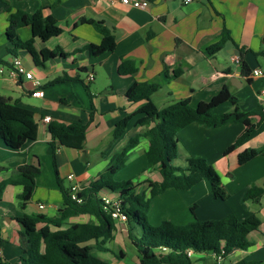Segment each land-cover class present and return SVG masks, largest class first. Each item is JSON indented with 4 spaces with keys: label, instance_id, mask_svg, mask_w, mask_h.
<instances>
[{
    "label": "crops",
    "instance_id": "0c3cea01",
    "mask_svg": "<svg viewBox=\"0 0 264 264\" xmlns=\"http://www.w3.org/2000/svg\"><path fill=\"white\" fill-rule=\"evenodd\" d=\"M145 9H135L119 2L107 0H0V96L18 107L33 113L38 133L34 141L26 142L14 150L0 139V182L12 177L24 165L38 167L40 174L34 179L35 190L25 209L20 206L22 188L7 185L0 197V264L20 262L18 218L24 215L53 217L62 203L57 189L52 164L49 124L40 121L48 116L51 122L65 125L82 123L86 126L84 147L89 160H80V150L59 147L55 150L57 176L74 185L88 186L102 173L112 169L116 157L129 141L138 137L139 143L131 150L124 167L114 178L125 181L137 179L136 193L149 203L146 221L158 226L169 221L185 225L195 220L214 221L233 214L239 224L248 228L246 249L231 251L219 264L240 261L264 264V196L255 200H242L251 187L264 186V155H258L245 164H239L238 155L245 150H260L264 145V118H251L256 127L252 135L225 154L234 145L245 127L241 123L208 128L190 124L178 135L177 157L183 167L189 157L204 158L220 178L226 198L214 199L207 181L190 190L168 189L158 194L149 184L159 183V168L149 164L146 154V126H136L141 116L134 117L123 136L113 141L115 125L135 113L143 101L131 102L126 93L134 84H155L151 96L158 111L176 102L196 106L208 102L223 87L236 97L237 103L226 102L216 107L215 115L232 112H250L260 106L264 112V77L252 78L255 69H264V0H146ZM17 10L32 14L38 10L50 17L61 32L47 40L33 39V49L60 50L57 55L35 62L25 51L17 52L26 72L40 83L44 96H32V81L12 73V58L7 54L11 44L6 38L7 17ZM81 20L102 22L112 33L115 49L100 56H91L88 45H98L101 34ZM223 31L230 40L214 54L208 48L219 41ZM22 42L31 39L30 27L17 30ZM131 64L134 73H120L119 68ZM91 80H87L89 76ZM68 81L53 83L57 79ZM178 165L173 164L175 167ZM179 167V168H183ZM131 170V174H126ZM72 176L71 179H68ZM227 180V181H226ZM58 187V186H57ZM55 188V189H54ZM108 195V191H103ZM112 196V195H110ZM42 206V208H40ZM88 216L66 221L62 229L73 223L89 222ZM44 224H37L41 230ZM51 230H55L51 228ZM139 232V228H137ZM133 247L127 237V226L117 223L112 239L106 243L107 251L98 250L94 242L83 244L89 254L107 264H125L126 253L115 244ZM110 246V247H109ZM113 248V250L111 249ZM130 250L134 264H140L136 249ZM107 254V255H104ZM191 264H210L214 256L188 252ZM102 257L104 259H102Z\"/></svg>",
    "mask_w": 264,
    "mask_h": 264
},
{
    "label": "trees",
    "instance_id": "16d2710c",
    "mask_svg": "<svg viewBox=\"0 0 264 264\" xmlns=\"http://www.w3.org/2000/svg\"><path fill=\"white\" fill-rule=\"evenodd\" d=\"M5 35L11 47L7 54L13 59L20 50L27 51L35 62L38 58L47 61L57 55L60 50H41L39 53L33 49V39L47 40L60 34L50 17H44L40 10L29 14L21 10L10 13L7 17ZM79 23L92 25L102 36L98 45H88L86 50L91 56H100L115 49V40L112 33L102 22L81 20ZM30 27L32 37L22 42L17 30ZM230 40L229 33L223 31L218 42L208 48L209 54L220 51L223 45ZM12 66L11 63L4 62ZM127 69L123 64L120 73H134L135 68L130 64ZM243 73L249 77L245 68ZM63 77L53 83L68 81ZM155 84H134L129 88L126 97L131 102L143 101L139 109L118 122L113 131V141L119 140L128 125L136 116L135 125L146 126L143 137L146 139L145 154L149 164L159 168L161 181L151 183L158 194L168 189L190 190L202 181H207L210 193L214 199L224 200L225 192L221 187L220 178L209 163L202 157H189L186 166L175 167L172 162L177 157L178 133L190 124H199L208 128H218L227 124L241 123L245 129L234 145L228 147L225 154L231 152L236 146L248 139L254 132L255 125L251 118L259 116L264 118L263 109L258 106L250 112H230L215 115L213 110L223 103L235 105L236 97L223 87L221 91L208 102H200L196 106L176 102L161 111L154 105L151 96L156 92ZM48 131L51 134L52 164L56 175V182L62 196V203L56 215L47 217L43 215H24L17 219L21 226L18 233V247L20 249V262L15 264H104L89 254V248L82 245L93 241L94 246L101 251H107L106 243L113 237L117 222L111 217V207L104 206L101 196H107L120 205L121 211L126 215L124 224L127 226V237L136 249L140 264H191L188 252L204 253L214 256L210 264H219L218 256L224 259L235 249H246L250 243L246 239L248 228L239 224L237 218L230 214L223 219L214 221L195 220L185 225H175L169 221L158 226H151L146 221L149 203L144 196L136 193L137 186L130 180L114 181L115 174L125 165L131 150L139 143L138 137L131 139L116 157L112 169L102 173L88 186H81L77 193L80 202L71 199L70 188L63 186L57 176L55 150L59 147L81 150L84 147L86 126L82 123L69 125L50 122ZM38 127L34 122L33 113L18 107L9 99L0 96V139L7 147L17 150L26 142L34 141L37 137ZM258 155H264V145L260 150H245L238 155L239 164H245ZM40 174L39 168L24 165L17 169L9 179L0 182V197L7 185H16L22 188L19 195L20 206L25 209L35 190L34 179ZM108 191V195L103 194ZM112 195V196H110ZM264 196V186H251L243 195L242 200L259 199ZM88 216L89 222L73 223L62 229L66 221L78 216ZM44 224L41 230L36 229L37 224ZM54 228L55 230H51ZM139 228V232L137 231ZM10 264V263H2ZM236 264H252L240 261Z\"/></svg>",
    "mask_w": 264,
    "mask_h": 264
},
{
    "label": "built area",
    "instance_id": "2783aa9c",
    "mask_svg": "<svg viewBox=\"0 0 264 264\" xmlns=\"http://www.w3.org/2000/svg\"><path fill=\"white\" fill-rule=\"evenodd\" d=\"M110 4H114L116 2H119L120 4L124 6H128L131 8L135 9H140L143 10L146 8L148 5L146 0H107ZM190 0H186V2H189ZM11 65H12V73L16 76H24L27 80L32 81L33 86L35 90L32 92V96L36 98H42L44 96V92L42 89H40V83L33 78L31 73L26 72L23 65L21 64L20 60L15 57L11 60ZM250 76L252 78H260L264 77V69H255L251 72ZM92 79V76L90 75L88 77V81ZM43 124H49L51 122V118L48 116H45L42 118L40 121ZM72 176H69L68 179H71ZM80 190V186H71L70 187V194H71V199L77 202H80L81 200L78 199L77 193ZM101 200L104 202V206H110L111 207V217L117 222V223H124L126 221V215L121 211L120 205L116 201H112L110 198L107 196H101ZM42 208V206H40ZM217 259L220 261L221 257L218 256Z\"/></svg>",
    "mask_w": 264,
    "mask_h": 264
},
{
    "label": "rangeland",
    "instance_id": "374dc122",
    "mask_svg": "<svg viewBox=\"0 0 264 264\" xmlns=\"http://www.w3.org/2000/svg\"><path fill=\"white\" fill-rule=\"evenodd\" d=\"M173 164H175V165H178L179 164V161H176L175 163H173ZM178 167H183V164L182 163H180L179 164V166ZM132 172H131V170L130 171H127V173L126 174H131ZM55 179H56V177H55ZM114 181H121V180H118L117 178H114ZM132 183H134V182H136L137 181V179H131L130 180ZM227 181V180H226ZM62 184H63V186L64 187H66V188H69V182H68V180H66V179H64L63 181H62ZM55 186H56V188L57 189H55V190H58V188H59V186H58V184H57V182H56V184H55ZM58 186V187H57ZM128 245V243H127V241H125V243H122V241H121V243H119V244H115V250L117 249V247L119 246V248L124 252V253H126V259H125V264H134L133 262H134V260L132 259V254H131V252H130V250H133V249H131V248H133V247H129V246H127ZM110 247V246H109ZM111 249L113 250V248L111 247ZM104 255H107V254H104ZM102 259H104L103 257H102ZM107 264H114L113 262H111V261H109V260H107V262H106Z\"/></svg>",
    "mask_w": 264,
    "mask_h": 264
},
{
    "label": "water",
    "instance_id": "95a60500",
    "mask_svg": "<svg viewBox=\"0 0 264 264\" xmlns=\"http://www.w3.org/2000/svg\"><path fill=\"white\" fill-rule=\"evenodd\" d=\"M80 160L83 163H86L89 160V154L87 150H80ZM38 167V165H36Z\"/></svg>",
    "mask_w": 264,
    "mask_h": 264
}]
</instances>
